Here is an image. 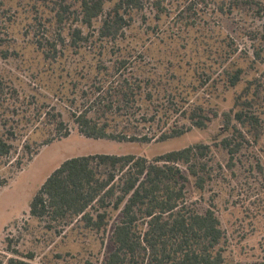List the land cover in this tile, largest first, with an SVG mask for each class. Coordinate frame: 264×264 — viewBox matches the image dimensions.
Returning <instances> with one entry per match:
<instances>
[{
  "label": "rangeland",
  "instance_id": "374dc122",
  "mask_svg": "<svg viewBox=\"0 0 264 264\" xmlns=\"http://www.w3.org/2000/svg\"><path fill=\"white\" fill-rule=\"evenodd\" d=\"M118 1H108L88 26L78 18L76 0H0V135L14 146L0 157V178L8 180L0 189V264L13 256L29 264H108L121 209L108 208L110 220L101 231L80 219L50 225L30 214L43 183L73 157L134 154L151 160L197 143L211 146L212 168L200 188L182 167L187 204L200 213L215 211L227 264H264V0H159L160 7L157 0H143L124 14L116 38L104 36L103 21ZM120 61L126 65L115 73ZM238 69L241 80L231 86ZM123 77L142 82L135 106L159 114L145 132L190 126L187 116L198 107L212 119L205 128L150 144L83 136L71 112L89 104L97 87ZM250 82L251 108L261 126L253 130L233 120L243 137L234 140L240 148L231 161L222 141L233 129L225 130L223 114ZM47 112L62 114L68 137L46 143L53 133Z\"/></svg>",
  "mask_w": 264,
  "mask_h": 264
},
{
  "label": "trees",
  "instance_id": "16d2710c",
  "mask_svg": "<svg viewBox=\"0 0 264 264\" xmlns=\"http://www.w3.org/2000/svg\"><path fill=\"white\" fill-rule=\"evenodd\" d=\"M76 1L81 4L78 18L91 26L93 20L104 13L105 4L112 0ZM142 1L116 2L103 21V35L116 38L126 23L124 14L130 9L141 8ZM160 3L157 0L159 7ZM75 32V37L81 40V30ZM255 55L260 58V51ZM125 65L126 61H120L114 68L115 73ZM242 74L243 70L238 69L230 76L231 86L240 82ZM252 84L250 82L236 98L231 111L223 114L225 130L233 129L232 136L222 141L231 161L240 148L239 144L234 145V140L237 136L243 137L240 128L232 125L233 120L253 130L261 126L259 116L251 108L254 106L249 98ZM141 94L142 82L132 81L130 77L103 84L96 88L89 104L71 112L72 120L87 138L150 144L180 137L193 126L205 128L212 119L198 107L187 116L190 126L177 125L161 132H145L147 125L159 121V114L143 113L142 106H135ZM46 116L53 127L47 144L69 136L60 112H47ZM7 132L15 137L14 131ZM10 139L0 135V157L11 154L14 146ZM212 159L211 146L203 143L169 151L151 160L134 154L73 157L65 160L46 179L31 201L30 214L50 225H66L80 219L86 227L101 231L110 220L108 208L121 209L122 218L112 234L114 250L108 264H227L220 246L224 232L215 211L208 209L200 213L186 202L188 177L182 167L202 188L210 177ZM7 184V179L0 178V189ZM12 253L18 255L17 250ZM6 264L29 262L13 256Z\"/></svg>",
  "mask_w": 264,
  "mask_h": 264
}]
</instances>
